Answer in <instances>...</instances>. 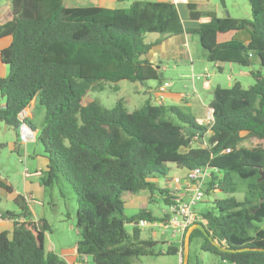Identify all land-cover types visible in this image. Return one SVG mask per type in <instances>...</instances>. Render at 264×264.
Instances as JSON below:
<instances>
[{
    "label": "trees",
    "instance_id": "1",
    "mask_svg": "<svg viewBox=\"0 0 264 264\" xmlns=\"http://www.w3.org/2000/svg\"><path fill=\"white\" fill-rule=\"evenodd\" d=\"M1 1L9 3L11 17L0 24V41L11 38V43L0 51L6 67L0 77V122L18 134L22 127L38 131L21 116L33 102L37 110L44 109L36 143L42 146L40 155L48 165L40 176L46 186L68 183L77 197V257L91 258L93 264H134L142 256L153 255L157 243L141 239L140 223L166 225L169 217H157L148 207L127 217L125 206L142 192L150 194L149 204L158 193L165 207L170 206L176 199L173 192L153 181L166 178L168 165L174 164L186 172L208 170L205 196L216 191L237 193L233 175L248 189L243 200L215 199L194 225H202L226 249L249 250L222 252L200 230L192 232L190 246L194 242L202 252L215 255L217 264H264L261 71H251L254 84L248 89L239 81L230 89L216 87L208 126H199L175 106L147 101L128 112L123 101L106 109L86 98L103 90L106 83L144 86L161 81L144 59L160 43H150L151 35L165 39L187 33L199 39L209 63L250 68L257 59L264 68V0H247L250 19L212 17L196 29L183 27L172 3L134 1L126 8L109 9L67 8L64 0ZM189 10L195 21L205 14L196 5H189ZM242 30L251 36L248 44L218 41L221 35ZM186 126L205 132L202 136L186 133ZM246 140L258 144L241 147ZM1 191L11 194L14 190L0 181ZM12 203L17 214H0L1 219L12 220L11 231L0 233V264H69L46 251L51 226L41 217L32 218L30 202L18 195ZM22 218L24 222H19ZM127 224L133 226L132 235L125 229ZM183 238L179 248L169 247L166 253L183 256Z\"/></svg>",
    "mask_w": 264,
    "mask_h": 264
},
{
    "label": "rangeland",
    "instance_id": "2",
    "mask_svg": "<svg viewBox=\"0 0 264 264\" xmlns=\"http://www.w3.org/2000/svg\"><path fill=\"white\" fill-rule=\"evenodd\" d=\"M136 0H124L114 4V8H126ZM225 7L222 4V0H216V3L223 8L224 16L236 17L247 19L248 18V3L247 0H224ZM7 1L0 0V6H4ZM6 12V11H5ZM247 13V14H246ZM232 15V16H231ZM11 17L10 10L5 13L2 22L8 20ZM157 37V35L148 36L150 38ZM198 42V38H194ZM198 43L192 45V56L194 58V70L190 67L189 62L179 65L178 68L174 67L172 61L166 62L165 78L162 80L165 92H160L162 95H169L179 98L181 93L192 94L194 88L192 86L193 80H198V76L201 77L199 80H205L211 82L205 86L204 82L197 81L194 83L198 90L201 98L206 104H209L213 99V91L219 86L223 89H230L235 81H240L245 89L250 88L254 84V80L251 77L252 70H259L264 74V68H262L257 59H254L253 66L250 68L240 67L235 64H212L203 60V49L197 47ZM202 58V59H201ZM216 65L221 66V71H218ZM1 66V65H0ZM209 69L208 72H204V68ZM4 73V72H3ZM6 74V73H5ZM4 74V75H5ZM207 74L211 75V77ZM161 75V73H160ZM3 77V74H0ZM174 82L173 87L168 85ZM158 85L157 82L150 81L144 86L139 83H131L128 81H121L117 84L106 83L105 87L101 91L90 92L86 98H90L92 101H98L104 108L112 109L118 101L125 102V107L128 112H133L143 107L147 101L155 102L154 95L150 92L149 88H155ZM194 105L200 110V114H192L194 117H201L203 120L208 119L206 111H204L197 102L192 101ZM180 105V103L178 104ZM34 108L36 109L35 102ZM37 110V109H36ZM27 113H24L21 117H25ZM44 115V109L40 108L34 113V118L29 116V121L34 125L35 129L40 131L42 128V118ZM28 129H25V131ZM32 136V142L28 141L27 145L20 143L19 137L21 132H16L13 128L7 127L3 122H0V177L3 182L11 185L14 192L21 196H29L30 209L38 217L45 219L51 226V231L46 235L45 249L46 251H53L58 255H66V251L74 248L80 236L76 228L77 220V209L78 202L75 193L72 191L68 183H59L53 186H46L43 182L44 178L40 175H36L40 162L35 158V151L37 153L42 152V146L36 143L35 135L31 130H28ZM27 131V132H28ZM207 136H205V141ZM34 141V142H33ZM258 144L257 140H246L241 144V147H254ZM195 144L194 146H197ZM200 145V144H199ZM16 147L17 150L13 148ZM169 173L166 178L154 179V183L159 187L164 185L171 186V190L177 189L176 178L184 179L186 176V170L177 168L174 164H169ZM42 172H40L41 174ZM234 181L238 186V192L234 195L226 194L222 191L216 192V194H209L204 197V200L199 203L195 210L200 215L211 209L212 203L215 199H226L228 197H235L237 200H243L248 191L247 185L244 181L239 179L236 175H233ZM7 181V182H6ZM168 182V183H167ZM171 182V184L169 183ZM27 184V186H26ZM170 184V185H169ZM4 194H6L4 192ZM0 198L3 199L0 194ZM152 203L149 204V209L155 215L160 214L161 209H165V205L160 197V194L156 193L152 199ZM7 205L3 199V203L0 204V209L5 211L7 209H13L17 207L10 203ZM139 208L133 201L125 206V215L132 217L136 215ZM12 221V220H11ZM157 224V223H155ZM153 225V224H152ZM263 227V225H261ZM126 231L132 235L133 226L127 224L125 226ZM141 239H151L157 243V247L153 255H146L135 260L134 264H185L184 254L186 251V237L184 239V252L183 256L167 254L169 247L179 248L180 243L177 237L173 236V231L168 228L166 233H163L162 227L159 226H148L142 227ZM11 231V226L9 228ZM190 246V243H189ZM188 260L189 264H217L218 258L209 253L202 252L196 243H192L188 248ZM163 252L159 254V252ZM87 264H93L91 258L87 259Z\"/></svg>",
    "mask_w": 264,
    "mask_h": 264
},
{
    "label": "crops",
    "instance_id": "3",
    "mask_svg": "<svg viewBox=\"0 0 264 264\" xmlns=\"http://www.w3.org/2000/svg\"><path fill=\"white\" fill-rule=\"evenodd\" d=\"M116 1L117 0H64V5L67 8L103 7V8L113 9ZM136 1L163 2V3L174 4L178 13H179L182 25L185 29H196L201 24L209 22L212 17L230 18V16H227V17L224 16L223 8H221L220 5L216 3V0H136ZM189 5L198 6L201 13H205L204 16L200 20H196V21L192 20L190 18ZM248 9H249V6H248ZM9 10H10V5L8 2H6V4L4 6H0V24L5 22V21L2 22V19L4 18L5 13H7ZM250 16H251V14H250V10H249L247 19H250ZM232 18H236V17L232 16ZM236 19H242V18H236ZM151 36H153V35H151ZM195 37L196 36H192V35H189L187 33H183L181 35L172 36V37H168L165 39H161L159 35H157V37L150 38L148 40L150 43L159 42V41H160V43L153 46L151 48V50L148 52V54L144 57V59H146V61L148 63H150L152 65V67L158 72L159 77H160V73L162 75V77H160L161 81H153V82H157L158 85L155 88H149L150 92L154 95V98H155L154 104H158V105L164 104L165 106L178 107L181 109V111L185 115L189 116L195 122H198L199 120H203V118H201V117H194L193 118L192 114L194 113L196 115H199L200 110L194 105V103L192 101L197 102L199 104V106L204 111H206L208 118H210V117H212V113H213V110L210 107L212 100L210 101L209 104H206L203 101V99L201 98L198 90L196 89V85H194V83L197 81H202V82H204L205 86H207L211 83L210 81L206 82L205 80H199L201 77L198 76L197 77L198 80H193L192 86L194 88V92L192 94H187V95H185L184 93H181L179 95V98L172 96L171 93H169V95H162L160 93V92H165L164 94H167L166 93L167 91H165V87H163V84H162L163 83L162 80H164V78H165L166 69L168 68V66H166V64H165L166 62L172 61L174 63V67L178 68L179 65L186 63L188 61L190 66H191L190 68L192 70H194V63L195 62H194V58L192 56V45L194 43H198L197 47H201L199 40L197 42L194 39ZM231 39H235V40H237L243 44H248L250 42L251 36H250L248 31L242 30V31H238V32H231V33H228L225 35H221V36H219L218 41L219 42H226V41H229ZM10 43H11V38H6V39L1 40L0 41V51L2 49H4L5 47L9 46ZM203 53L204 54H202L203 55L202 58H203V60L207 61L206 53L204 50H203ZM0 65H1L0 66V74H3V76H4V74L6 73V67L2 65L1 60H0ZM216 68L218 71H221V69H222L221 66H219V65H216ZM208 71H209V69L207 67H205L204 72H208ZM207 75H209V74H207ZM209 76L211 77V75H209ZM211 84H213V83H211ZM168 86L173 87L174 82H171ZM217 87H219V86H217ZM213 93H214V91H213ZM179 103H180V105H178ZM36 111L37 110L34 108V102H33L31 104L30 108H28L24 112V113H27L25 117L29 118V116H31L32 118H34V113ZM24 113L22 115H24ZM26 128H28V130H31V128H29V127H26ZM31 132L34 133L35 140H36L38 135H39V131L31 130ZM194 140H197V138H195ZM29 142H32V140H30ZM20 143H22V142H20ZM22 144L27 145L28 142L22 143ZM0 146H1V144H0ZM13 149L17 150L16 147H14ZM34 155H35V158L40 162V165H38L37 170L35 172V174L39 176L40 172H45L47 170L48 161L45 158H43L40 155V153L38 154L37 151H35ZM0 181H3L1 177H0ZM175 181L177 183L179 182L178 183L179 185H177V189H175L174 191L171 190V186H168V184L161 187V189L168 190L170 192V194H171V192L179 193L180 190L186 189L187 182H186L185 178L184 179L176 178ZM169 183L171 184V182H169ZM7 184H8V182H7ZM26 186H27V184H26ZM216 192H218V191H216ZM0 194L2 195L4 201L7 205L9 204V201L13 202L14 199L18 196V194L14 191L11 194H7V193L4 194V192L1 191ZM23 197H25L27 199V202H29L28 201L29 196L26 195ZM149 198H150L149 193L142 192L139 195H137L134 199H132L128 204H130L133 201L134 203L137 204L139 209L146 208V207L149 208V206H150L149 205V203H150ZM3 199L1 200L0 204L3 203ZM11 204H13V203H11ZM13 206H14V204H13ZM6 211L13 212L16 214L18 213V209H16L15 211L13 209H7L5 211L0 209V214H3ZM30 211L32 213V218L34 220L39 218L35 213H33V211L31 209H30ZM165 211H166V207H165V209H161L160 214L156 215V216L162 217ZM11 225H12L11 220H9L7 218L6 219H3V218L0 219V233L8 231ZM150 226L161 227L163 225H162V223H157V224L154 223L153 225L151 224ZM263 227H264V224H263ZM190 228H189V230H190ZM162 229H163V233H166L168 230L166 228H162ZM177 238L179 239V243H181L182 238H180V237H177ZM75 248H76V246L72 249L67 250L66 255L64 254V255H60V256L62 258H64L69 264H87V261H88L87 259H79L77 257V255L75 254Z\"/></svg>",
    "mask_w": 264,
    "mask_h": 264
},
{
    "label": "built area",
    "instance_id": "4",
    "mask_svg": "<svg viewBox=\"0 0 264 264\" xmlns=\"http://www.w3.org/2000/svg\"><path fill=\"white\" fill-rule=\"evenodd\" d=\"M211 120L212 117L208 118L206 121L199 120L197 124L199 126H208L210 125ZM25 129L28 128L22 127L20 129L21 134L19 140L22 143H26L32 138V136L29 134V131H25ZM209 175L210 174L208 170L203 168H195L190 170L186 172L185 176V180L187 182L186 189L180 190L179 193H172L176 199L170 206L166 207V211L164 212L163 216L166 215L169 217V219L167 224H162L163 226L161 227L166 229L171 228L174 237L183 238L187 230L199 220V215L195 208L204 200L206 190L205 184ZM28 200L30 201L29 197ZM19 222H24V219L19 220ZM150 225L151 224L148 222L140 223V226L142 227H148Z\"/></svg>",
    "mask_w": 264,
    "mask_h": 264
},
{
    "label": "water",
    "instance_id": "5",
    "mask_svg": "<svg viewBox=\"0 0 264 264\" xmlns=\"http://www.w3.org/2000/svg\"><path fill=\"white\" fill-rule=\"evenodd\" d=\"M222 4L223 6L225 7V1L222 0ZM158 68V67H157ZM160 77H162V75H160ZM184 132L186 133H192L196 136H202L204 134V130L202 129H199V128H196V127H193V126H186L183 130ZM264 179V173H261V178L260 180H263ZM136 225H138V223H136ZM194 230H200L206 237L207 239L212 243L213 246H215L217 249H219L220 251L222 252H227V253H236V252H243V251H247L249 249H241V250H229V249H226L222 246H220L217 242H215L208 234V232L206 231V229L202 226V225H199V224H196V225H193L191 228H190V231L188 232V235L186 237V251H185V254H184V263L185 264H188V248H189V243H190V237H191V234ZM261 251H264L263 249H261Z\"/></svg>",
    "mask_w": 264,
    "mask_h": 264
}]
</instances>
